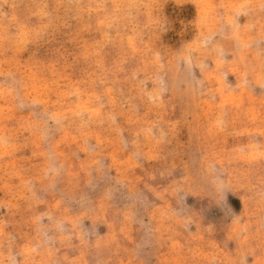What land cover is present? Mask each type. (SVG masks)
Listing matches in <instances>:
<instances>
[{
	"label": "rangeland",
	"instance_id": "1",
	"mask_svg": "<svg viewBox=\"0 0 264 264\" xmlns=\"http://www.w3.org/2000/svg\"><path fill=\"white\" fill-rule=\"evenodd\" d=\"M0 264H264V0H0Z\"/></svg>",
	"mask_w": 264,
	"mask_h": 264
}]
</instances>
